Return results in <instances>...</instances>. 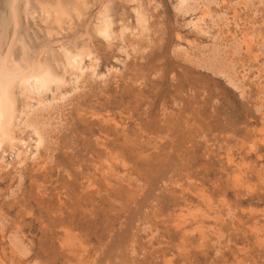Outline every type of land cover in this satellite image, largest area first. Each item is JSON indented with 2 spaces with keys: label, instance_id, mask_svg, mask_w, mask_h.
<instances>
[{
  "label": "rangeland",
  "instance_id": "1",
  "mask_svg": "<svg viewBox=\"0 0 264 264\" xmlns=\"http://www.w3.org/2000/svg\"><path fill=\"white\" fill-rule=\"evenodd\" d=\"M15 8L6 66L22 46L66 81L33 99L13 84L20 147L33 150L30 122L43 140L36 158L6 146L0 161V264H264V0ZM81 47L97 63L75 81L62 49Z\"/></svg>",
  "mask_w": 264,
  "mask_h": 264
},
{
  "label": "bare ground",
  "instance_id": "2",
  "mask_svg": "<svg viewBox=\"0 0 264 264\" xmlns=\"http://www.w3.org/2000/svg\"><path fill=\"white\" fill-rule=\"evenodd\" d=\"M179 1L182 2L184 0H179ZM15 2L16 0H0V161L3 162L4 155L7 149L6 146H7L9 148L15 149V157L17 158V163L23 164L25 162V159L30 156L32 158L38 157L39 146H41L43 136H42V133L40 132V129L37 127L36 122L34 123L28 122L35 134L33 150L30 151V149H22L20 147L19 141H21V139H18L16 135L14 134L15 123L13 122V119L15 118V115H14L15 98L13 97V94H12L13 84L15 83V85L19 86L21 89V92L24 93V95L27 98L33 99V97H31V94L33 95L34 91L37 90L36 93L39 94L41 90L47 89L49 87L50 82H56V84L60 86L61 84H64L66 80L62 76L63 73L60 75L55 74L48 65L40 61L39 62L37 61L27 62L25 59H23L22 58L23 52L21 49L23 48L22 46L20 48L21 51L20 49L17 50L16 56L14 58H11L12 59L11 67L6 66L5 60H6V57L10 54L9 51L12 46L11 42L13 41L12 39L15 33V27L17 26L16 24L18 22ZM135 13H136V22L138 23V25L140 24L141 27L144 29V26L146 25L145 24L146 22L145 13L139 10L138 8L135 9ZM8 16L11 17V21H8ZM205 16H209V13L202 12V14L198 16L197 20L204 21ZM100 20H101L100 23L98 25L96 24L97 31L102 33L103 36H109L110 35V24H111L110 18L108 17V15L104 14L103 18ZM253 34L251 33V31L242 32V36L240 40H236L235 38H233V40L236 43L235 45L240 46L242 44L246 48H248L249 46H251L249 43H250V37L253 36ZM107 42L108 41H106V43ZM83 47L79 49H75L74 51H71L66 48L62 49L63 56H64L62 66H63L64 72L70 71L71 73H73L74 74L73 76H75V81H78V79L82 77L83 73L85 72V70H87L88 67H89L88 68L89 71H91L90 73L93 74L95 71V65L97 63L96 62L97 57L94 55H91L92 53L88 50H85V48L82 49ZM218 52H220L219 49L217 50V53ZM19 54H21V57ZM86 55L90 56L89 58L90 62L88 65L85 62H83V58ZM101 75L103 76L105 74L102 73ZM242 76L243 75H241V77ZM223 77H226L225 80L232 87H236V88L238 87V85H236L237 82L235 81L237 77L233 78L234 77L233 74L226 75ZM74 88L73 90L79 89L77 85ZM241 92L242 91H240V93ZM78 93L80 94V92ZM69 94H70V91L65 90L63 93H60L59 96L52 97L51 100L52 101H54L55 99L62 100ZM51 100H44L41 97H37L36 104L38 106L42 105L43 108L44 106L48 107L52 103ZM28 104L29 103H27L26 105ZM31 106L33 107V105ZM114 123L116 124L117 122H114ZM37 124L39 125V123ZM27 146H28V143L26 144L25 148ZM28 152H30V155H28ZM0 168H1V165H0Z\"/></svg>",
  "mask_w": 264,
  "mask_h": 264
}]
</instances>
